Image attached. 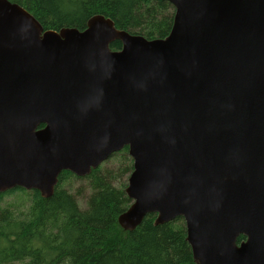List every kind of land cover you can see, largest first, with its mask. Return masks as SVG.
I'll use <instances>...</instances> for the list:
<instances>
[{"label":"water","instance_id":"water-1","mask_svg":"<svg viewBox=\"0 0 264 264\" xmlns=\"http://www.w3.org/2000/svg\"><path fill=\"white\" fill-rule=\"evenodd\" d=\"M160 1L173 23L147 40L0 0V193L49 198L126 147L123 230L182 218L196 264H264V0Z\"/></svg>","mask_w":264,"mask_h":264},{"label":"trees","instance_id":"trees-1","mask_svg":"<svg viewBox=\"0 0 264 264\" xmlns=\"http://www.w3.org/2000/svg\"><path fill=\"white\" fill-rule=\"evenodd\" d=\"M9 1L27 10L43 30H82L101 15L116 29L147 40L165 38L174 14L160 0ZM109 47L119 50L121 42ZM110 159L118 161L115 169L99 166L84 178L61 172L46 199L22 188L0 193V264H196L182 218L155 225L156 215H147L130 232L118 225V216L131 203L122 177L131 173L132 160L126 147ZM71 179L88 182L84 207L67 187Z\"/></svg>","mask_w":264,"mask_h":264},{"label":"rangeland","instance_id":"rangeland-1","mask_svg":"<svg viewBox=\"0 0 264 264\" xmlns=\"http://www.w3.org/2000/svg\"><path fill=\"white\" fill-rule=\"evenodd\" d=\"M118 161L115 159H109L106 162H104L101 166L103 168V170H113L115 169V167L117 166ZM129 173L126 174V176L123 175V182H125V187L127 186V179L129 177ZM67 187L69 190H71L70 192L74 195L76 201L78 202V204L82 207H84L86 200L88 199L89 195H90V187L88 185V182L85 179H80V180H75V179H71L68 183H67Z\"/></svg>","mask_w":264,"mask_h":264},{"label":"flooded vegetation","instance_id":"flooded-vegetation-1","mask_svg":"<svg viewBox=\"0 0 264 264\" xmlns=\"http://www.w3.org/2000/svg\"><path fill=\"white\" fill-rule=\"evenodd\" d=\"M109 48H110V47H109ZM119 50H120V49H119ZM42 127H43V125H42V126H40L39 128H42ZM122 150H123V149H122ZM120 151H121V150H120ZM116 153H118V152H116ZM116 153H114V154H116ZM112 155H113V154H112ZM112 155H111V156H112ZM111 156H110V157H111ZM109 159H110V158H109ZM109 159H108V160H109ZM105 162H106V161H105ZM185 230H186V229H185ZM240 237H243V236H240ZM240 237H238V239H237V243H239V242H241V241H244V240H245V238L243 237L244 239H243V240H241V241H239V238H240Z\"/></svg>","mask_w":264,"mask_h":264}]
</instances>
